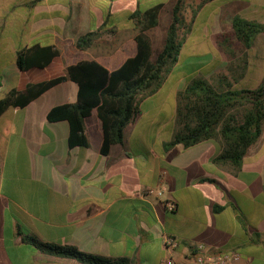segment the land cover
<instances>
[{"label": "crops", "instance_id": "obj_1", "mask_svg": "<svg viewBox=\"0 0 264 264\" xmlns=\"http://www.w3.org/2000/svg\"><path fill=\"white\" fill-rule=\"evenodd\" d=\"M33 1L0 0V99L65 77L80 62L117 70L136 54L134 15L160 6L158 25L146 33L154 58L165 34L157 49L152 38L163 30L159 20L169 26L176 0ZM91 32L100 35L78 50L77 39ZM202 43L206 51L185 65L177 61L160 88L139 102L122 144L107 155L100 153L103 134L95 109L84 120L87 148H68V123L47 121L52 108L76 102L77 85L68 79L0 115V264H79L40 253L18 232L130 264L166 258L185 264L198 244L209 254L235 251L249 264H264V128L238 169L215 163L217 140L164 149L176 129L178 93L192 78L209 81L223 67L210 55L213 46ZM33 46L59 54L42 68L22 71L16 53ZM248 75L228 80L247 87ZM149 188L161 195H146ZM169 201L172 211L165 208ZM165 237L176 239L178 247H165Z\"/></svg>", "mask_w": 264, "mask_h": 264}, {"label": "trees", "instance_id": "obj_2", "mask_svg": "<svg viewBox=\"0 0 264 264\" xmlns=\"http://www.w3.org/2000/svg\"><path fill=\"white\" fill-rule=\"evenodd\" d=\"M189 1H198L195 8H191ZM210 1H175L164 43L154 58L146 33L158 25L160 6L135 14L138 31L135 37L136 54L120 68L108 72L96 62H80L69 66L65 77L27 85L22 92H8L0 99V115L10 108L25 107L46 90L68 79L77 85L76 102L52 108L46 116L47 121L68 123V148H87L89 142L85 135L84 120L95 109L103 134L100 153L107 155L113 145L122 144L123 131L137 114L139 102L160 88L177 63L182 45L190 32L184 17L187 9H190L193 19L199 9ZM229 29V36L245 50L252 47L257 36L264 35V23L238 15L231 18ZM99 35V32H91L79 37L76 48L86 50ZM226 35L221 33L219 37L225 42ZM58 54V50L52 47L33 46L18 51L15 63L22 71L31 67L42 68ZM175 122L174 135L164 145V149L177 144L188 148L202 141L217 140L221 144V152L215 163L225 161L238 169L247 150L259 140L262 133L264 69L259 84L254 88H235L227 77L213 83L203 78H192L177 95ZM18 235L23 243L44 255L71 259L79 264H130L125 258H104L81 252L73 246L42 242L22 232H18Z\"/></svg>", "mask_w": 264, "mask_h": 264}, {"label": "rangeland", "instance_id": "obj_3", "mask_svg": "<svg viewBox=\"0 0 264 264\" xmlns=\"http://www.w3.org/2000/svg\"><path fill=\"white\" fill-rule=\"evenodd\" d=\"M197 2L189 1L188 3L191 4V8H195ZM234 15L264 23V0H217L214 3H206L193 19L190 9H187L184 17L189 24V34L193 33L187 35L179 54L178 63L185 65L195 59V55L199 51H206V47L202 48L198 45L200 39L204 42L203 45L213 46V53L210 55L214 56L216 62L223 64L220 70H216L210 76L211 83L222 77H227L232 81L239 78L244 71H248L251 81L247 87H255L264 69V35L257 36L252 47L245 50L232 36H229V24ZM214 18H216V22H213ZM167 25L159 20V28L163 30L162 32L157 30L156 35L152 38L155 49L161 46L163 32L166 33ZM221 32L227 34L225 42L219 37ZM247 68L250 69L247 70ZM234 87L238 88L240 85L235 83Z\"/></svg>", "mask_w": 264, "mask_h": 264}, {"label": "built area", "instance_id": "obj_4", "mask_svg": "<svg viewBox=\"0 0 264 264\" xmlns=\"http://www.w3.org/2000/svg\"><path fill=\"white\" fill-rule=\"evenodd\" d=\"M146 195L160 196L161 193L154 188H149L146 191ZM165 208L169 211L174 210L175 205L172 202H166ZM164 245L169 249H175L178 247V242L172 237L164 238ZM160 264H178L172 258L163 259ZM185 264H249L248 261H243L241 255L238 252L231 251L225 253L209 254L206 252L205 247L198 244L192 250L191 261Z\"/></svg>", "mask_w": 264, "mask_h": 264}]
</instances>
